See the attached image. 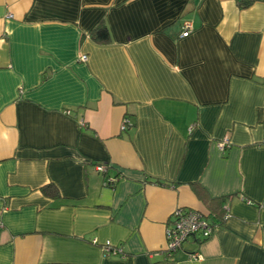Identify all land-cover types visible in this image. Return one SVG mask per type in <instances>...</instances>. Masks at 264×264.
I'll use <instances>...</instances> for the list:
<instances>
[{"label": "crops", "instance_id": "crops-1", "mask_svg": "<svg viewBox=\"0 0 264 264\" xmlns=\"http://www.w3.org/2000/svg\"><path fill=\"white\" fill-rule=\"evenodd\" d=\"M0 220V264H264V0H0Z\"/></svg>", "mask_w": 264, "mask_h": 264}, {"label": "built area", "instance_id": "built-area-1", "mask_svg": "<svg viewBox=\"0 0 264 264\" xmlns=\"http://www.w3.org/2000/svg\"><path fill=\"white\" fill-rule=\"evenodd\" d=\"M192 29V23L190 20H185L183 22V32L182 37L188 36L190 30ZM81 60L86 61L87 56L82 55ZM128 120L124 119L122 123V128L128 126ZM192 128V127H191ZM230 144L229 139L224 137L218 143V147L224 150ZM97 170L105 171V165H96ZM115 178H107L105 184L110 185L114 183ZM229 212L226 209L223 219H227ZM1 225V220H0ZM218 224L213 223L207 219L203 214L196 210L176 208L172 213V219L169 224L165 226V256L171 258L175 253L183 248V245L190 238L207 239L210 237ZM101 250L106 255H121L123 253L122 249L118 246H113L110 241H105L100 245ZM188 258L199 260L202 255L198 251H191L188 253Z\"/></svg>", "mask_w": 264, "mask_h": 264}, {"label": "trees", "instance_id": "trees-1", "mask_svg": "<svg viewBox=\"0 0 264 264\" xmlns=\"http://www.w3.org/2000/svg\"><path fill=\"white\" fill-rule=\"evenodd\" d=\"M256 0H236L237 5L239 6V8L244 9L249 7L251 4H253V2H255ZM90 37L93 41H95L98 44H105L108 43L110 41V33L109 30L105 24V22L103 20H101L91 31H90ZM42 190L44 191L45 194L49 195V196H58V191L56 189V187L52 184H47L44 185ZM228 205H221V209H223V213L221 215V222L220 223H216L218 225L222 224L224 222L223 216H224V212L226 211V209ZM225 210V211H224ZM213 222V221H212ZM215 223V222H213Z\"/></svg>", "mask_w": 264, "mask_h": 264}]
</instances>
